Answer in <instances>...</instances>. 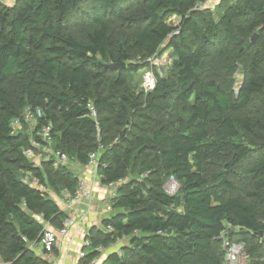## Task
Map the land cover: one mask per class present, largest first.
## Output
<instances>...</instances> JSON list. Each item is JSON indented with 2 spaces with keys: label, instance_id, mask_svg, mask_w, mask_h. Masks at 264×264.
Returning a JSON list of instances; mask_svg holds the SVG:
<instances>
[{
  "label": "trees",
  "instance_id": "obj_1",
  "mask_svg": "<svg viewBox=\"0 0 264 264\" xmlns=\"http://www.w3.org/2000/svg\"><path fill=\"white\" fill-rule=\"evenodd\" d=\"M204 1L0 0V260L49 264L30 246L67 219L27 174L58 194L79 184L69 165L24 156L30 136L12 122L31 107L52 125L55 151L82 165L100 153L102 184L125 181L88 235L92 249L129 241L102 264H225L224 237L264 264V0H226L218 19L197 8ZM73 16L89 28L82 37ZM167 52L168 75L157 70L153 90L132 93L139 62ZM171 177L176 195L164 190Z\"/></svg>",
  "mask_w": 264,
  "mask_h": 264
},
{
  "label": "crops",
  "instance_id": "obj_2",
  "mask_svg": "<svg viewBox=\"0 0 264 264\" xmlns=\"http://www.w3.org/2000/svg\"><path fill=\"white\" fill-rule=\"evenodd\" d=\"M206 8L211 10V3L207 4ZM44 161L46 160L44 159ZM69 166L79 180L83 179L86 181L91 191V198L90 200H84L78 205H69L68 192L58 194L51 191L52 194L49 196L57 202L67 218L74 221V225L69 229L66 236L59 237L54 253L46 254L41 243L34 245V253L47 260L49 264H81L82 259L92 250L86 247L90 230L94 227H100L105 219L111 217L113 212L111 211V206L109 208L107 204H110L111 199L118 195L119 187L123 183L105 186L102 184L96 167L82 165L76 161H73ZM31 182L35 183V181ZM47 225L45 224V227ZM49 226L54 229L51 225ZM128 244V240H122L110 248L104 249L99 258V264H102L108 255L113 252L121 254L122 249Z\"/></svg>",
  "mask_w": 264,
  "mask_h": 264
},
{
  "label": "built area",
  "instance_id": "obj_3",
  "mask_svg": "<svg viewBox=\"0 0 264 264\" xmlns=\"http://www.w3.org/2000/svg\"><path fill=\"white\" fill-rule=\"evenodd\" d=\"M214 1L215 0H205L204 2L199 3L197 5V8L204 9L207 4ZM211 10L214 9L211 8ZM153 59L155 58L150 59V62H152ZM155 85H156L155 77L151 74H148L144 83L146 90L147 91L153 90L155 88ZM89 109L91 111L92 117L96 118L97 112L92 104L89 105ZM40 116H41L40 110L27 107L22 112L21 117L14 119V121L12 122V128L14 133H16L17 130L23 126L32 127L30 131L32 134V136H30V147L24 150V156L26 157L27 160L33 161L35 167L42 166L43 161L41 162L39 156H42L43 153H48L49 158L47 157L46 159H51L54 163V167L56 168L62 165H69L70 159L66 154L61 153L59 151H55L54 149L51 153H49L48 151H44L46 146L53 144V134H52L53 127L52 125L39 126ZM99 155L100 153H92L90 155V161L88 165L97 168L99 163ZM24 182L44 192H48L49 190L43 185H39L38 183H32L31 181H29L28 176L24 178ZM166 186L167 189H169L172 192L171 193L172 195H176L180 190V184L177 182V180L174 177H171L169 179ZM90 198H91V191L89 190L86 181L80 179L76 193L73 196L69 194L68 203L69 205H78L82 203L84 200H90ZM107 206L110 208L109 203L107 204ZM73 225H74V221L70 218L65 219L63 226L58 230L52 229L48 224L45 227L41 239V245L43 247L44 252L48 255L54 253L56 245L59 241V237L66 236L69 232V229ZM24 241L28 242L27 239H24ZM33 247L34 245L30 246L32 250H34ZM86 247L92 249L91 243L89 241H87ZM92 250H95L100 254L104 252V249L102 247H98ZM226 254H227L226 255L227 264H239L241 257H246L244 246L241 244H233L229 248ZM99 258L100 257L92 261L90 264H99ZM0 264H10V263L3 262L0 260Z\"/></svg>",
  "mask_w": 264,
  "mask_h": 264
},
{
  "label": "rangeland",
  "instance_id": "obj_4",
  "mask_svg": "<svg viewBox=\"0 0 264 264\" xmlns=\"http://www.w3.org/2000/svg\"><path fill=\"white\" fill-rule=\"evenodd\" d=\"M1 1L5 5L12 7V6H14V4H15V2L17 0H1ZM224 1H226V0H215L214 2H211L212 8L214 9L212 11L216 15L215 16L216 19H218V16L217 15H220V11H221V9L219 8V6L221 4L223 5V3H226ZM68 23L70 24L69 25V28L71 30V33H73L77 37H82L83 35H85V33L87 32V30L89 29L88 26H87V24L84 22V20H82L81 18L78 19L77 16L76 17L75 16L71 17ZM169 23L172 26L176 27L179 24V19L173 17V18H171L169 20ZM125 34H126V31H120L118 33V37H122ZM257 38H258V36H256L255 41L257 40ZM172 56H173L172 55V52H167V53H165L163 55L162 58L161 57L155 58V59L152 60V62H150V59H149V60H147V63H149V66L145 62H139L143 66H142V68L140 69L139 72L133 73L131 75L130 85H129V89L131 90V92L134 93V94H137V95L140 94V93H145L146 94L148 92L146 90L145 86H144L145 79H146V77H147L148 74L153 75L155 77V80H156V72H157V70H159L160 73L163 76H167L168 75V71L170 70L171 65H172V60H173V57ZM140 58L141 57L136 56L135 58H133V60H137V59L140 60ZM161 69H163L165 71V73H163L161 71ZM235 81H236L235 82V91H236L237 94H240V90L243 87L244 81H245V69H244V65H242V64H239L238 65V70H237V73H236V79H235ZM31 128L32 127H30V126H23V127L19 128L16 133L25 132L28 135L30 134L29 136H32V134L30 132L31 131ZM245 143H248L246 141V139H245ZM53 149H54V145L51 144L49 146H46L45 149H44V151H48L49 153H51L53 151ZM47 157L49 158L48 153H43L42 156H39V159H41V162H42V161H44V159L46 160ZM37 159H38V157H37ZM216 159H215V161H216ZM28 161H30V160H28ZM30 162L33 163V161H30ZM72 162L73 161L70 160V163L69 164H71ZM27 176L29 178V181H32L31 180V175L30 174H27ZM124 182L125 181H123L122 184H124ZM167 183H168V181L166 182V184L164 186V190L168 194L172 195L171 194L172 192L169 189H167V186H166ZM51 191L52 190L49 189L47 193L50 195V194H52ZM64 192H67V191H64ZM233 244H241V243L233 242V241H231L230 238L224 237V239H223V246H224L226 252H228L229 248ZM241 245H243V244H241ZM244 250H245V247H244ZM251 263H252V259H250L246 255V257H241L239 264H251ZM225 264H227V261H226Z\"/></svg>",
  "mask_w": 264,
  "mask_h": 264
},
{
  "label": "water",
  "instance_id": "obj_5",
  "mask_svg": "<svg viewBox=\"0 0 264 264\" xmlns=\"http://www.w3.org/2000/svg\"><path fill=\"white\" fill-rule=\"evenodd\" d=\"M256 38V37H255ZM255 38L253 39L254 41H255ZM111 68H115V69H122V68H125L126 67V65L125 64H123V65H113V66H110ZM161 71L163 72V73H165V71L163 70V69H161ZM261 237H263V235L261 234Z\"/></svg>",
  "mask_w": 264,
  "mask_h": 264
}]
</instances>
